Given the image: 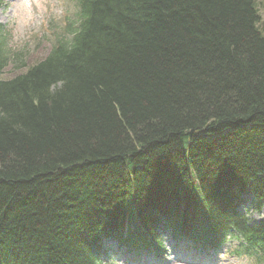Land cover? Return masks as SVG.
I'll return each instance as SVG.
<instances>
[{"label":"trees","instance_id":"obj_1","mask_svg":"<svg viewBox=\"0 0 264 264\" xmlns=\"http://www.w3.org/2000/svg\"><path fill=\"white\" fill-rule=\"evenodd\" d=\"M263 18L258 0H83L70 37L0 79L2 257L84 264L123 213L126 158L141 210L198 189L218 217L234 184L263 200Z\"/></svg>","mask_w":264,"mask_h":264},{"label":"bare ground","instance_id":"obj_2","mask_svg":"<svg viewBox=\"0 0 264 264\" xmlns=\"http://www.w3.org/2000/svg\"><path fill=\"white\" fill-rule=\"evenodd\" d=\"M262 22L264 24V18L262 19ZM91 41H92V39L89 38L88 43H91ZM229 130L232 131L233 128H229ZM204 132H206L205 134H207L208 137L214 136L216 134L215 131H212V130H205ZM197 146L198 145L196 144L195 140H193L191 138H187V134L184 133L182 135L181 141L179 142V150H181L183 156L185 155V153L188 155L191 152V150H195L196 149L195 147H197ZM175 149L178 150V144L175 146ZM140 151L141 150L139 148H136L135 152L137 153ZM140 154L144 155V153H142V152ZM184 161H185V159H184ZM120 164L122 165V168H123L122 178H123L124 189L122 190V195L124 197V200H126V201L129 199L137 200L135 172L144 171L143 168L141 167L143 164H141V165L140 164H138V165L134 164L133 165V164H131V162L128 158L124 159L123 163L120 162ZM144 166H145V164H144ZM193 173H195L193 166H192V168L187 167L186 174H187L188 181H191V179L193 177L192 176ZM199 186L202 189L201 184ZM234 187H236V188L233 189ZM238 187H240V186L239 185L235 186V184L232 185V189L230 190L229 194H226V196H227L226 199H228L230 201H234L233 204L235 206H237L245 197L253 195L252 191L246 190V189L242 190L241 188H238ZM202 191H203V189H202ZM259 194H260V192L256 193L257 196ZM185 197L187 199H190V196H188V197L185 196ZM180 200L184 201V203L187 204V201L184 200V195L182 197L181 196L178 197V201H180ZM221 204L219 206V209H221L224 213H227L226 208ZM188 205L190 207L193 206V202L190 201V203ZM155 208H161V209L164 208V210H166L165 208H167V207H165L164 204L163 205H160V204L150 205L149 204V205H143L142 206V210L146 213H156V212L160 211V209H155ZM150 209H152V210H150ZM207 212H212L209 204L207 205L206 211H204L202 213H198V212H194V211H193V213H190L187 216L186 221L183 224L182 230L185 233H190V232L198 229L200 226H202ZM219 213H220V211H219ZM169 214L171 216H174V217H181L180 216L181 213L178 212L177 208L174 211L169 209ZM148 215H152V214H148ZM149 223L152 225L157 224L158 223L157 217H152L151 219H149ZM98 230L100 231L101 229L98 228ZM83 249L84 250H82V254L80 253V251H78L77 258L79 260L82 259L84 261L85 255L87 254V250L84 247H83ZM11 257L14 258L13 256H11ZM44 264H46V263L44 262Z\"/></svg>","mask_w":264,"mask_h":264},{"label":"rangeland","instance_id":"obj_3","mask_svg":"<svg viewBox=\"0 0 264 264\" xmlns=\"http://www.w3.org/2000/svg\"><path fill=\"white\" fill-rule=\"evenodd\" d=\"M42 5V8L45 9L46 2L44 0H38ZM260 9L261 12L264 13V0H260ZM62 9H70V6L66 3L62 4ZM53 14L60 18L57 13V10L52 7ZM37 14L33 17L37 19ZM264 16V15H263ZM30 13L28 7V0H9L7 6L0 10V20L5 23L10 28V36H11V43L12 49L19 51L21 47L25 45V49L31 54L33 53V47L37 43V37H39L40 32L42 31L43 27L37 26L34 27L36 24L35 20H30ZM38 20V19H37ZM14 36V37H13ZM17 48V49H16ZM45 49L37 51L32 54V56L42 57L45 54ZM180 190L178 191V197H180ZM179 201H177L178 204ZM176 204V205H177ZM258 218V215H254ZM214 264H240L238 262H230V263H223L218 261Z\"/></svg>","mask_w":264,"mask_h":264}]
</instances>
